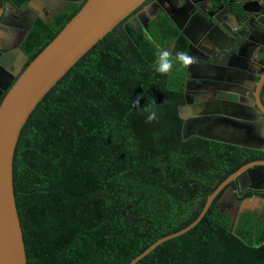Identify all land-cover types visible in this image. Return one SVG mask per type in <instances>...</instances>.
<instances>
[{"label": "trees", "instance_id": "1", "mask_svg": "<svg viewBox=\"0 0 264 264\" xmlns=\"http://www.w3.org/2000/svg\"><path fill=\"white\" fill-rule=\"evenodd\" d=\"M81 6L35 19L20 45L25 66ZM123 24L65 73L21 129L13 187L27 264H129L191 224L231 173L264 157L195 136L183 140L177 109L185 68L163 76L153 64L161 50L187 52V41L166 18L136 40ZM138 96L140 108L132 103ZM146 104L157 111L151 123ZM220 208L136 264H264V220L245 213L234 225Z\"/></svg>", "mask_w": 264, "mask_h": 264}, {"label": "water", "instance_id": "2", "mask_svg": "<svg viewBox=\"0 0 264 264\" xmlns=\"http://www.w3.org/2000/svg\"><path fill=\"white\" fill-rule=\"evenodd\" d=\"M147 1L71 0L70 3L82 4L78 12L26 66L28 58L19 47L0 53V77L7 76L13 71L14 76H17L16 79L14 77L9 79L10 82L0 92V96L4 92L0 100V264H27L13 187V158L21 129L46 93L94 45L122 22L124 27L131 25L133 17L141 22V14L147 12L153 4ZM145 3L147 4L143 6ZM206 4V8L202 9L203 7L193 3L192 13L186 15L189 23L194 19L195 14H199L202 18L199 25L202 33L198 41L186 34L182 28L178 29L188 41L189 54L192 52V46L199 41L200 51L205 52L210 41L216 47L215 54L211 55V57L216 55L213 61L209 62L206 59L185 68V103L179 105L177 109L178 116L183 121L181 129L183 140L195 136L264 152V119L261 115L251 110L255 116L253 121L232 116L216 117L215 115L223 113L219 103L217 102L216 106L213 104L215 101L192 102L189 93L194 90H190L187 86L188 79H191L203 84L204 87H198L201 89H207L210 84L221 90L224 87L226 91L235 88L234 85L240 81L236 77L235 81L230 75L238 74L239 71L243 73L239 65L244 58L243 50L255 30L259 32L264 30V0H206ZM256 6L259 7L258 10H253ZM9 8L16 11L9 4L6 10L0 6L1 24ZM137 10L139 11L136 12ZM206 10L212 11L207 14ZM135 12L136 14L131 17ZM246 17H251V20L247 22L244 20ZM192 27L194 25L190 26ZM258 49L259 46H254L253 62H260L264 55V52ZM12 64H14L13 69H11ZM256 81L255 76L248 95L251 100H255L258 109L264 114V108L259 102L264 80L261 79L259 85H256ZM262 99L264 101V98ZM232 182H236L237 187H234ZM247 189L264 190V160L249 162L231 173L207 196L203 209L191 224L157 239L129 264H136L165 241L187 233L213 208H226L232 204L233 198ZM222 190L214 207L210 209ZM254 208L259 211V216L264 214V199L252 196L239 201V215L244 210ZM238 217L237 215L235 222Z\"/></svg>", "mask_w": 264, "mask_h": 264}, {"label": "flooded vegetation", "instance_id": "3", "mask_svg": "<svg viewBox=\"0 0 264 264\" xmlns=\"http://www.w3.org/2000/svg\"><path fill=\"white\" fill-rule=\"evenodd\" d=\"M70 1L71 0H37L35 2L31 1L27 6H24L22 9L15 8L16 9L15 12L13 11L12 8H9L8 9L9 11L7 10V15L5 16L2 24H1L2 18L0 19V53H5L17 47L20 48V45L26 33L28 32L27 28L28 27L31 28L32 24L34 23L37 17H41V18L46 16L48 17L55 11L62 9L64 6L70 3ZM150 2H152L153 4L147 10V12L141 14L140 16L141 22L135 20L133 17L132 18L133 22H131L130 23L131 25H129L130 28L128 29L130 30L132 37L135 40L147 36L149 34V30H151L152 22L159 21L162 18H166L177 30L179 28H182V30L185 31L186 34L191 36L193 39H196L195 41H198L200 39L201 36L199 35L202 33L199 26L201 25V19H202L201 16L199 14H195L194 19L191 21L192 23L191 22L189 23L186 20V15L188 16L190 13H192V10L194 9V7L192 8L193 3L198 7H203L202 9H205L207 6L206 0H158V1L148 0L147 1V3ZM64 3L67 4L63 5ZM147 3H145L143 6H145ZM7 4L3 5V8L5 10L7 9ZM258 8L259 7L256 6L253 8V10H258ZM139 10H137L136 12H138ZM210 11L212 10H206V13L208 14L210 13ZM136 12L133 13L131 17L134 16ZM244 20L248 22L251 20V17H246ZM143 23H144V27H143ZM191 25H194V27L190 28ZM148 26L150 29L149 28L147 29ZM250 38L251 40L249 41L247 47L243 50L242 53V56L244 58H242V60L239 62V65L241 66L243 73L239 71L238 74L233 73L230 75L235 81H236L235 77L240 81L234 85L235 88L226 91V88L224 87L221 90L220 88L213 86V84L210 85L208 84L209 86L207 89H211L209 91L207 89L198 88L200 86L204 87L203 84H199L196 81L188 79L187 81L188 88L192 91L194 90V92L189 93L190 95L189 97L192 100V102L215 101L213 102V104H215L216 106L218 102L219 108H221L220 110L223 113L219 115H215L216 117L232 116L247 121H253L255 120V116L251 112V110L253 111L255 110V112L261 115V117L264 119V114L258 109L257 103L255 102L254 99L251 100V98L248 95V91L251 89L250 88L251 84L252 85L254 84L253 77L255 76L257 77L256 85H259L261 79L264 80V55L262 56L260 62H253L251 58L249 59L251 50L254 48L253 44L256 45V42L260 43L261 46L260 48H262V51L264 52V37L262 36L255 37L254 35L251 36ZM199 44L200 41L197 44L193 45L192 52L191 54H189L195 57V63H193L192 65L200 63V61L206 59H208V61L211 62L216 57V55L211 57V55L215 54L214 52H216L215 51L216 47L212 41H210V44L209 46H207L205 52L200 51V49L198 48ZM188 45L189 44L187 41V47ZM187 53L189 52L187 51ZM13 67L14 64L11 65V69H13ZM11 74L0 77V92L4 90V88L10 82L9 79L13 77L15 78L14 71ZM189 76L191 75L189 74ZM262 87L263 88L260 91V95H259V102L261 103V107L264 108V101L262 99L264 98V96L262 97V93L264 92V81ZM196 89H200V90H196ZM3 95L4 92L1 93L0 100ZM184 100H185V94H184ZM224 112L227 114H224ZM210 141H214V140H210ZM216 142L224 143L218 141ZM237 147L244 148L240 146ZM245 149L254 151L256 154L262 153V151L259 150H254L249 148H245ZM257 160H264V157ZM257 160H253V161H257ZM247 191L260 192L264 194V190L247 189L242 193H239L235 199L233 198L232 204H230L226 208L222 207V209L221 208L220 209L223 210L224 212H227L230 216L233 215L232 214L233 212H236L235 216L237 215L239 216V210H238L239 201L252 196L260 197L264 199L263 195L262 196L246 195ZM242 213L243 215L244 213H254V214L256 213L258 220L260 221L264 220V214H261V216H259V211L256 208H254L253 210H244L243 212H241V214Z\"/></svg>", "mask_w": 264, "mask_h": 264}, {"label": "clouds", "instance_id": "4", "mask_svg": "<svg viewBox=\"0 0 264 264\" xmlns=\"http://www.w3.org/2000/svg\"><path fill=\"white\" fill-rule=\"evenodd\" d=\"M193 63H195V57L189 55V53L185 51H177L175 56L168 50H161L157 55L153 64V71L159 75L167 76L171 74L177 68H188ZM16 79V78H14ZM142 97H137L135 101H133V107H139L140 99ZM152 105H155V101H151ZM143 111L148 113L146 117V122L151 123L157 120V111L154 108H150L149 105H145L143 107ZM245 214V213H244ZM240 216V215H239ZM239 219V217H238ZM237 219V221H238ZM259 223L258 218H255V223ZM237 222L234 223V225Z\"/></svg>", "mask_w": 264, "mask_h": 264}, {"label": "crops", "instance_id": "5", "mask_svg": "<svg viewBox=\"0 0 264 264\" xmlns=\"http://www.w3.org/2000/svg\"><path fill=\"white\" fill-rule=\"evenodd\" d=\"M254 35H255V37H258V36H262V37H264V30L261 31V32H259L258 30H255L253 36H254ZM254 46H259V49H258V50H259V51H262V48H260L261 46H260L259 43L256 42V45L253 44V47H254ZM254 54H255V50H254V48H253V49L251 50L250 55H249V59H250V58L253 59Z\"/></svg>", "mask_w": 264, "mask_h": 264}, {"label": "rangeland", "instance_id": "6", "mask_svg": "<svg viewBox=\"0 0 264 264\" xmlns=\"http://www.w3.org/2000/svg\"><path fill=\"white\" fill-rule=\"evenodd\" d=\"M167 48V45L164 47V49H166ZM233 215L231 216L232 217V219H233V222L235 223V221H236V212H233L232 213ZM241 216H243V213L239 216V218H241ZM244 217V216H243ZM262 221V220H261ZM260 220H259V222H261Z\"/></svg>", "mask_w": 264, "mask_h": 264}]
</instances>
